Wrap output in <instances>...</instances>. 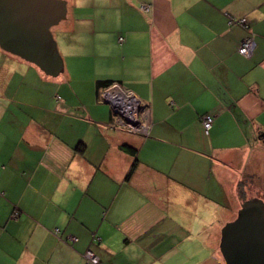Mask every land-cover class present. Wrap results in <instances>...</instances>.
Here are the masks:
<instances>
[{
    "label": "crops",
    "instance_id": "1",
    "mask_svg": "<svg viewBox=\"0 0 264 264\" xmlns=\"http://www.w3.org/2000/svg\"><path fill=\"white\" fill-rule=\"evenodd\" d=\"M64 1L63 76L0 51V264H225L222 228L264 200V0ZM100 82L147 103L148 137Z\"/></svg>",
    "mask_w": 264,
    "mask_h": 264
},
{
    "label": "water",
    "instance_id": "2",
    "mask_svg": "<svg viewBox=\"0 0 264 264\" xmlns=\"http://www.w3.org/2000/svg\"><path fill=\"white\" fill-rule=\"evenodd\" d=\"M66 14L64 0H0V49L57 77L64 67L51 29ZM219 248L225 264H264L263 200L241 205L222 228Z\"/></svg>",
    "mask_w": 264,
    "mask_h": 264
},
{
    "label": "built area",
    "instance_id": "3",
    "mask_svg": "<svg viewBox=\"0 0 264 264\" xmlns=\"http://www.w3.org/2000/svg\"><path fill=\"white\" fill-rule=\"evenodd\" d=\"M144 10H147V8H144ZM232 22L230 21V23ZM236 23L247 28V22L244 18L237 20ZM254 46V40L250 36L243 40L238 52L241 55L248 56L251 54ZM97 95L100 102L109 104L115 127L143 138L149 136L151 130L149 107L135 93L120 83L113 82L106 87H99ZM213 122L214 118L209 114L201 117V124L205 135H209ZM55 232L58 233L59 231L56 229ZM71 240L74 241V238ZM85 258L90 264L99 263L97 256L90 250L85 253Z\"/></svg>",
    "mask_w": 264,
    "mask_h": 264
},
{
    "label": "trees",
    "instance_id": "4",
    "mask_svg": "<svg viewBox=\"0 0 264 264\" xmlns=\"http://www.w3.org/2000/svg\"><path fill=\"white\" fill-rule=\"evenodd\" d=\"M111 83H113V82H100V83L98 84V88H99V87H106V86H108V85L111 84ZM80 147H81V145H80V146H77L76 149L79 150ZM121 149H122L124 152H126V153H128V154H130V155H132V156H135V151H136V150H135L134 148H131L130 146L125 145V146H122ZM135 166H136V160L134 161V163H133V165H132V168H131V171H130L129 175L133 172Z\"/></svg>",
    "mask_w": 264,
    "mask_h": 264
},
{
    "label": "rangeland",
    "instance_id": "5",
    "mask_svg": "<svg viewBox=\"0 0 264 264\" xmlns=\"http://www.w3.org/2000/svg\"><path fill=\"white\" fill-rule=\"evenodd\" d=\"M53 30H54V29L52 28L51 32H53ZM52 34H53V33H52ZM54 39H55V38H54ZM55 41H56V40H55ZM57 47H58V45H57ZM58 49H59V47H58ZM0 51L3 52L2 50H0ZM59 52H60V50H59ZM62 74H63V72L60 73L58 76H63ZM259 199H261V198H259ZM263 199H264V197H263ZM261 200H262V199H261ZM263 201H264V200H263Z\"/></svg>",
    "mask_w": 264,
    "mask_h": 264
}]
</instances>
